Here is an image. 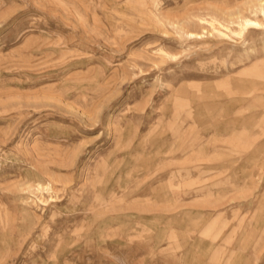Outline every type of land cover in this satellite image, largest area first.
<instances>
[{"label": "rangeland", "instance_id": "374dc122", "mask_svg": "<svg viewBox=\"0 0 264 264\" xmlns=\"http://www.w3.org/2000/svg\"><path fill=\"white\" fill-rule=\"evenodd\" d=\"M0 264H264V0H0Z\"/></svg>", "mask_w": 264, "mask_h": 264}, {"label": "bare ground", "instance_id": "6f19581e", "mask_svg": "<svg viewBox=\"0 0 264 264\" xmlns=\"http://www.w3.org/2000/svg\"><path fill=\"white\" fill-rule=\"evenodd\" d=\"M249 22V21H248Z\"/></svg>", "mask_w": 264, "mask_h": 264}]
</instances>
